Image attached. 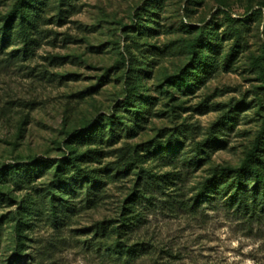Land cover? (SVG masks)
<instances>
[{
    "label": "rangeland",
    "instance_id": "rangeland-1",
    "mask_svg": "<svg viewBox=\"0 0 264 264\" xmlns=\"http://www.w3.org/2000/svg\"><path fill=\"white\" fill-rule=\"evenodd\" d=\"M13 1L3 0L0 13L7 12ZM187 1L167 0L159 16L158 34L143 39V50L148 48L147 44L154 46L152 50H163L153 62L150 78L144 80L158 103L138 135L114 146L141 144L157 137L165 139L166 132L181 129L185 134L183 151L202 152L199 147L215 133L213 147L204 148L208 151L203 155L205 162L201 168L183 173L179 185L185 199L193 196V189L209 167L237 166L241 162L260 129L257 104L261 98L264 103L258 70L251 65L252 57L264 55V23L253 14L260 7L247 10V6L264 0H203L193 8L190 18L185 17ZM220 1L227 2L232 17L244 24L241 52L228 70L221 61L228 56L234 39L218 10ZM143 2L78 0L79 12L66 19L57 18V10L48 12L50 20L42 26L43 34L32 56L10 64L1 63L6 55L0 58V164L11 163L19 156L60 157L65 151L60 142L66 131L85 119L106 114L122 99L120 70L114 67L119 58L115 44L119 43L123 51L124 27L136 24L133 15ZM182 21L214 29L219 67L206 81L170 100L157 86L163 75L177 71L185 58L171 50L188 37L179 30ZM18 47L11 46L7 53ZM107 73L111 80L102 83L93 98L81 101L76 97ZM25 115L28 123L19 136V121ZM155 171L166 173L173 168L159 167ZM134 179L130 176L110 186L109 197L98 208L79 212L61 234L51 228L36 230L33 246L42 254L45 264H114L107 258L106 248L100 249L91 242L90 227L98 220L119 214ZM221 205L219 202L215 209L203 201L195 213L182 210L178 204L162 202L144 208L145 220L132 243L150 244L153 251L135 264H264V219L240 217ZM1 254L3 259L12 255L6 246Z\"/></svg>",
    "mask_w": 264,
    "mask_h": 264
},
{
    "label": "trees",
    "instance_id": "trees-1",
    "mask_svg": "<svg viewBox=\"0 0 264 264\" xmlns=\"http://www.w3.org/2000/svg\"><path fill=\"white\" fill-rule=\"evenodd\" d=\"M78 0H14L7 12L0 13V58L10 64L32 56L40 41L42 26L50 19L47 14L57 10V18L66 19L79 12ZM203 0H188L185 17L190 18L193 8ZM3 0H0V4ZM167 0H144L133 15L135 25L124 27L126 42L123 51L115 44L119 58L115 69L120 70L122 99L104 115L85 119L79 126L65 132L60 142L64 152L60 157L19 156L11 163L0 164V264H45L42 254L35 250L33 233L40 228H51L56 234L68 228L79 212L98 208L109 197V187L134 176L133 187L122 201L116 217L98 220L90 227L91 242L107 249V258L114 264H135L152 254L153 247L144 242L132 243L136 231L145 220L144 208L157 202L178 204L187 212H198L206 201L211 208L222 207L240 217L260 221L264 219V103L261 98L257 112L260 129L243 159L237 166H211L205 177L193 189L191 198L185 199L182 185L184 172L197 171L205 162L204 153L213 147L216 135L209 136L201 150L183 151L185 134L181 129L165 133V139L153 138L144 143H124V139L138 135L158 103L157 97L144 80L150 78L156 56L163 50L147 44L143 39L158 34L159 16ZM230 36L232 49L224 61L225 70L232 67L241 52L244 37L243 21L233 18L228 3L219 2ZM264 23V1L247 6ZM179 30L188 34L181 44L171 50L184 54L182 65L173 74H164L157 88L170 100L179 92L192 88L209 78L219 67L214 46L217 35L212 27H198L181 22ZM264 30V24H263ZM264 35V32H263ZM18 49L7 53L8 48ZM264 46V45H263ZM152 56V57H149ZM258 70L264 91V55L251 58ZM108 73L86 92L76 97L85 101L100 92L101 84L110 81ZM264 96V93H263ZM30 106V105H29ZM28 123L27 115L19 121L21 136ZM164 138V136H163ZM204 148L208 149L207 151ZM183 151V152H181ZM113 157L112 160L106 158ZM172 167L173 171L157 173L156 168ZM41 180V182H39ZM21 194V195H18ZM4 246L12 253L2 258ZM99 249V250H100ZM28 251V253H27Z\"/></svg>",
    "mask_w": 264,
    "mask_h": 264
}]
</instances>
